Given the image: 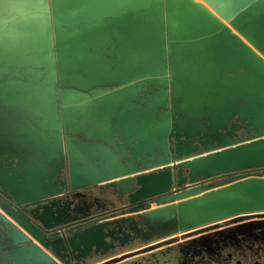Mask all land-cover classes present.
<instances>
[{
	"label": "water",
	"instance_id": "1",
	"mask_svg": "<svg viewBox=\"0 0 264 264\" xmlns=\"http://www.w3.org/2000/svg\"><path fill=\"white\" fill-rule=\"evenodd\" d=\"M156 2L167 5L169 1L146 0L143 7ZM51 3L49 0L52 51L57 64ZM239 11L233 14L238 16ZM132 12L127 8L118 13L125 16ZM86 21L80 19L75 24ZM199 25L203 26V21ZM205 38L195 40L204 43L209 84L197 91L192 103L187 104L180 93L174 92L171 58L175 50L168 35L166 54L161 58L164 71L143 78L128 77L127 86L135 92L132 102L120 106L111 119L109 128L114 140L102 139L126 166L121 173L118 169L108 173L101 166L92 169L77 164L67 147L71 131L65 126L60 131L62 148L56 154L35 151L21 135L0 133V264H68L63 259L69 252L79 247L88 250L103 246L110 226L123 231L122 223L131 219L96 220L82 231L68 229L56 234L53 231L57 226L72 221L62 217L67 211L61 212L54 202H49L50 197L62 192L64 184L65 189L69 184L72 190L106 184L115 193L127 194L136 216L165 225L166 234L264 211V57L253 48L257 46L264 53V17L262 26L248 38L253 47L227 25L207 42ZM118 66L130 70L119 60ZM125 81L110 82L103 88L108 94ZM55 83L56 99L63 109L64 86L59 76ZM37 87L38 84L26 83L24 88L14 87L5 95L0 91V106L28 114L36 112L35 105L25 108L22 102L40 90ZM239 128L251 134L234 137ZM80 136L91 143L99 141L85 134ZM258 168L262 170L254 175L240 173ZM220 175L229 177L216 186L195 182ZM150 200L154 206H149Z\"/></svg>",
	"mask_w": 264,
	"mask_h": 264
},
{
	"label": "bare ground",
	"instance_id": "2",
	"mask_svg": "<svg viewBox=\"0 0 264 264\" xmlns=\"http://www.w3.org/2000/svg\"><path fill=\"white\" fill-rule=\"evenodd\" d=\"M168 1L167 5L156 2L143 7L146 0H52L58 45L55 64L49 0H0V91L5 95L14 87L24 88L26 83L40 88L22 102L25 108L35 105L33 113L40 120L39 127L11 124L2 130L13 134L51 130L49 152L56 154L62 148L60 131L65 126L71 131L67 135L70 156L82 168L101 166L108 173L125 171L126 166L102 139L114 140L111 119L120 106L132 102L135 92L127 86L128 77L143 78L164 71L161 58L166 54L167 35L175 50L171 58L174 92L189 104L197 91L209 84L204 43L195 39L206 36L201 41L207 42L227 25L253 47L248 38L263 23V0ZM127 8L133 12L120 16L118 12ZM235 11H239L238 16ZM108 14L114 17L105 18ZM80 19L87 21L75 24ZM202 21L203 26L199 25ZM118 60L129 67V72L118 66ZM57 76L64 86V117L56 99ZM123 78L126 83L106 94L104 84ZM49 93L51 98L47 97ZM27 114L15 109L10 119ZM80 134L99 141L91 143Z\"/></svg>",
	"mask_w": 264,
	"mask_h": 264
},
{
	"label": "flooded vegetation",
	"instance_id": "3",
	"mask_svg": "<svg viewBox=\"0 0 264 264\" xmlns=\"http://www.w3.org/2000/svg\"><path fill=\"white\" fill-rule=\"evenodd\" d=\"M51 96L52 93L47 95L49 98ZM58 109L64 117L59 103ZM0 110V133H10L2 128L11 124L39 127L40 120L34 113L11 120L15 109L0 106ZM43 133L22 131L15 134L24 137L35 151L50 154L51 130L45 129ZM236 134L234 137H246L251 132L239 128ZM261 170L250 169L240 173ZM61 181L60 178L58 183ZM49 199L61 212H68L62 217L72 219L54 229L53 232L58 235L68 229L79 232L90 228L96 220L131 217L122 223L123 231H118L115 225L110 226V234L106 236L107 241L103 246L88 250L79 247L73 253L69 252L63 259L68 264H264V211L166 234L165 225L137 217L132 209L134 204L128 202L127 194L115 193L106 184L88 185L75 190L69 184L65 189L64 184L62 192ZM149 206H154L152 200Z\"/></svg>",
	"mask_w": 264,
	"mask_h": 264
},
{
	"label": "rangeland",
	"instance_id": "4",
	"mask_svg": "<svg viewBox=\"0 0 264 264\" xmlns=\"http://www.w3.org/2000/svg\"><path fill=\"white\" fill-rule=\"evenodd\" d=\"M50 11H49V15H50ZM51 16V15H50ZM254 49L261 54L264 57V53L261 52L260 48H258L257 46H254ZM113 86H110L109 88H112ZM64 133V132H63ZM63 143H65V140L63 138ZM64 162L67 164V160L66 157H64ZM257 172L254 173H244L246 176L247 175H254ZM229 175H220V176H216V177H211V178H200L197 181H195L198 184H204V185H213L216 186L222 182H225L228 179ZM215 222V221H213Z\"/></svg>",
	"mask_w": 264,
	"mask_h": 264
}]
</instances>
